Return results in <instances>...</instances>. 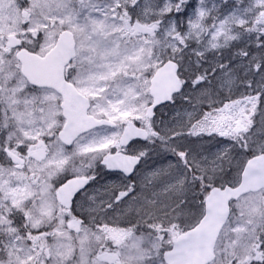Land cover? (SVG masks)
I'll return each mask as SVG.
<instances>
[{
  "label": "snow or ice",
  "instance_id": "6c2138e0",
  "mask_svg": "<svg viewBox=\"0 0 264 264\" xmlns=\"http://www.w3.org/2000/svg\"><path fill=\"white\" fill-rule=\"evenodd\" d=\"M0 264H264V0H0Z\"/></svg>",
  "mask_w": 264,
  "mask_h": 264
},
{
  "label": "rangeland",
  "instance_id": "374dc122",
  "mask_svg": "<svg viewBox=\"0 0 264 264\" xmlns=\"http://www.w3.org/2000/svg\"><path fill=\"white\" fill-rule=\"evenodd\" d=\"M218 2H219V0H218ZM178 109H179V105H177L176 108H171V107L162 108L158 112V118L165 120V121H170L175 116L176 111ZM151 163H152V161H149V164H151ZM165 163H166V161H165Z\"/></svg>",
  "mask_w": 264,
  "mask_h": 264
}]
</instances>
